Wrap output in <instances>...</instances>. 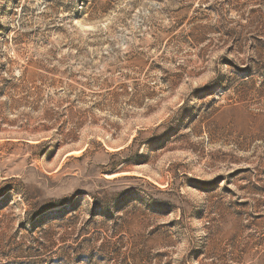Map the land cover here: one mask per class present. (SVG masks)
Listing matches in <instances>:
<instances>
[{"label":"rangeland","instance_id":"rangeland-1","mask_svg":"<svg viewBox=\"0 0 264 264\" xmlns=\"http://www.w3.org/2000/svg\"><path fill=\"white\" fill-rule=\"evenodd\" d=\"M0 264H264V0H0Z\"/></svg>","mask_w":264,"mask_h":264},{"label":"trees","instance_id":"trees-1","mask_svg":"<svg viewBox=\"0 0 264 264\" xmlns=\"http://www.w3.org/2000/svg\"><path fill=\"white\" fill-rule=\"evenodd\" d=\"M56 205H58V204H56Z\"/></svg>","mask_w":264,"mask_h":264}]
</instances>
